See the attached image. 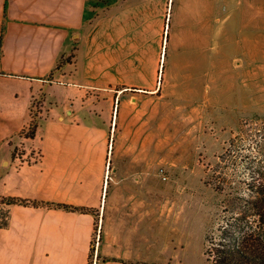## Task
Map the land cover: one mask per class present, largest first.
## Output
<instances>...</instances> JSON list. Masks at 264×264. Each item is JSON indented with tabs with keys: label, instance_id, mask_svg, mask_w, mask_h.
Returning a JSON list of instances; mask_svg holds the SVG:
<instances>
[{
	"label": "crops",
	"instance_id": "0c3cea01",
	"mask_svg": "<svg viewBox=\"0 0 264 264\" xmlns=\"http://www.w3.org/2000/svg\"><path fill=\"white\" fill-rule=\"evenodd\" d=\"M170 2L147 0L117 17L108 6L104 11L103 0H0V195L99 212L9 205L8 223L0 225V264H89L99 222L96 264L146 262L131 248L130 216L112 214V230L106 226L107 201L115 199L108 192L111 184H105L108 148L92 142L96 134L108 136L111 127L97 112L87 113L88 92L116 84L154 92L161 83L160 68L176 70L173 63L188 56V39L201 42L204 56L213 57L217 46L230 57L242 56L231 55L232 38L264 34L261 27L247 25L248 20L263 23L259 5L252 8L251 20L239 24L231 0H203L197 10L187 0H174L172 7ZM74 51L75 57L58 67ZM40 96L46 117L35 137H27L22 131ZM20 144L24 152L14 155ZM124 165H114L117 186L127 181Z\"/></svg>",
	"mask_w": 264,
	"mask_h": 264
},
{
	"label": "rangeland",
	"instance_id": "374dc122",
	"mask_svg": "<svg viewBox=\"0 0 264 264\" xmlns=\"http://www.w3.org/2000/svg\"><path fill=\"white\" fill-rule=\"evenodd\" d=\"M103 1L104 11L108 6L109 14L120 17L147 0ZM201 2L187 0L196 10ZM231 2L239 24L251 20L255 5L261 6L258 16L264 20V0ZM247 25L264 29V21L248 20ZM162 44L166 49L165 36ZM229 44L231 55L242 56L227 57L217 46L213 57L204 56L201 42L188 39V56L172 65L178 71L167 72L166 65L160 68L157 91L116 84L107 91L88 92L87 113L97 112L111 127L108 136L96 134L92 142L108 148L110 172L105 184H111L108 192L115 193V199L107 201L106 226L112 230V214L130 216L134 225L131 248L134 254H144L148 264H209L206 236L220 224L228 198L208 183L210 168L243 122L264 119V34L258 39L234 37ZM133 60L139 65L137 54ZM59 94L56 90L55 95ZM31 109V118L40 123L46 117L42 96L33 100ZM24 150L20 144L16 153ZM117 162L127 168V181L119 186L112 176ZM6 208L0 202V222ZM100 239L99 222L91 237L90 264H96Z\"/></svg>",
	"mask_w": 264,
	"mask_h": 264
},
{
	"label": "trees",
	"instance_id": "16d2710c",
	"mask_svg": "<svg viewBox=\"0 0 264 264\" xmlns=\"http://www.w3.org/2000/svg\"><path fill=\"white\" fill-rule=\"evenodd\" d=\"M75 55V51L72 52L58 67L65 61H71ZM29 126L30 129H24L22 134L34 138L39 123L33 116ZM210 171L208 183L217 192L227 193L228 198L224 201L220 224L206 236L207 261L209 264H264V119L243 122L240 131L228 140ZM0 202L7 205L1 226L8 223V206L11 204L96 212L94 208L83 205L39 202L4 195H0Z\"/></svg>",
	"mask_w": 264,
	"mask_h": 264
}]
</instances>
